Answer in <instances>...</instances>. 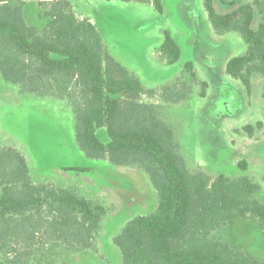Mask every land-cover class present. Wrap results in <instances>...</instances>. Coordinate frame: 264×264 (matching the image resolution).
Here are the masks:
<instances>
[{
    "label": "trees",
    "instance_id": "1",
    "mask_svg": "<svg viewBox=\"0 0 264 264\" xmlns=\"http://www.w3.org/2000/svg\"><path fill=\"white\" fill-rule=\"evenodd\" d=\"M152 4L162 0H124ZM28 0H0V74L22 95L64 101L75 123V140L90 160L137 168L158 194L154 213L130 221L114 243L124 264H263L213 234L238 219L257 221L264 236L262 187L249 177H210L189 168L169 104L185 102L197 81L193 63L187 77L160 89L141 80L112 57L96 26L78 19L69 0H39L48 19L38 29L25 19ZM217 35L238 33L247 52L230 59L226 73L248 94L253 78L264 79V0H249L219 14L214 0H203ZM256 12L259 29H253ZM168 65L181 58L169 32L160 48ZM195 82V83H194ZM208 84L201 83V96ZM264 100V86L263 94ZM158 99L162 104L145 102ZM105 129L104 144L98 131ZM250 134L254 127L247 126ZM239 166L246 170L245 161ZM107 208L70 187L35 183L26 157L12 145L0 146V254L5 264H27L41 246L95 250ZM37 247L36 249H34Z\"/></svg>",
    "mask_w": 264,
    "mask_h": 264
},
{
    "label": "rangeland",
    "instance_id": "2",
    "mask_svg": "<svg viewBox=\"0 0 264 264\" xmlns=\"http://www.w3.org/2000/svg\"><path fill=\"white\" fill-rule=\"evenodd\" d=\"M162 2L163 13L152 4L124 0H70L77 15L96 26L109 54L147 89L186 78L185 66L193 63L197 81L192 94L185 102L169 104L166 111L189 168L210 177H249L261 185L258 200L264 203V79L255 75L248 94L240 81L226 73L227 62L244 55L247 44L238 33L217 35L203 0ZM248 2L214 0V7L226 14ZM44 11L38 0H28L25 19L41 30L48 23L41 15ZM260 23L256 12L255 31ZM165 32L181 49L174 65L160 57ZM202 82L208 84L205 97L201 96ZM144 100L162 104L158 99ZM247 126L254 127L251 134ZM98 137L104 144L109 141L105 129L98 131ZM3 145L15 146L26 157L35 183L74 188L107 208L95 250L41 246L27 264H124L114 239L130 221L154 213L158 206V194L142 170L86 158L76 143L74 117L66 102L22 95L19 87L0 74ZM243 161L246 170L239 166ZM213 237L227 239L234 248L264 263V236L257 221L235 220ZM0 264H5L2 254Z\"/></svg>",
    "mask_w": 264,
    "mask_h": 264
},
{
    "label": "crops",
    "instance_id": "3",
    "mask_svg": "<svg viewBox=\"0 0 264 264\" xmlns=\"http://www.w3.org/2000/svg\"><path fill=\"white\" fill-rule=\"evenodd\" d=\"M69 1H70V0H69ZM38 2H39V0H38ZM76 16H77V17H78V19H80V20H82V19H83L82 17L78 16V15H77V13H76ZM245 221H247V222H253V221H250V220H245ZM230 223H231V222H230ZM230 223H229V224H230ZM229 224H227V226H226V227H223V228H221V229H225V228H227ZM258 224H259V223H258ZM221 229H220V230H221ZM217 232H218V231H217ZM215 233H216V232H215ZM215 233H214V234H215ZM214 234H213V236H214ZM218 239H219V238H218ZM219 240H221V241H225V242H227V243H228V240H227V239H225V238H223V239H221V238H220ZM238 250H240V251H244V250H242L241 248H238ZM263 264H264V263H263Z\"/></svg>",
    "mask_w": 264,
    "mask_h": 264
}]
</instances>
